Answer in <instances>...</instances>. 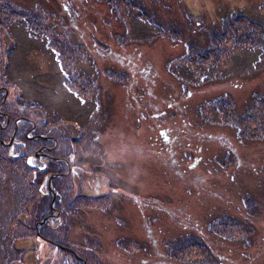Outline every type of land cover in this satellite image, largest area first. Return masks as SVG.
Segmentation results:
<instances>
[{
  "label": "rangeland",
  "instance_id": "obj_1",
  "mask_svg": "<svg viewBox=\"0 0 264 264\" xmlns=\"http://www.w3.org/2000/svg\"><path fill=\"white\" fill-rule=\"evenodd\" d=\"M58 1L0 75V264H264V0Z\"/></svg>",
  "mask_w": 264,
  "mask_h": 264
},
{
  "label": "trees",
  "instance_id": "obj_2",
  "mask_svg": "<svg viewBox=\"0 0 264 264\" xmlns=\"http://www.w3.org/2000/svg\"><path fill=\"white\" fill-rule=\"evenodd\" d=\"M25 1L27 2V4H24ZM62 7L66 8L67 6L63 4L61 5L58 0H0V54H1L0 75L3 77V79L8 80L7 70H8L9 63H10L8 57H9L11 50L16 48L17 46V42L11 36L14 30L17 28L24 29L26 34H28L31 37V36H34L31 33V31L33 30L35 26L36 35L42 33V28L38 23H36L35 25L34 23H31V21L35 18V15H37V18L39 17L44 21L45 28H47L49 32L58 30V32L60 33V31H62L63 26L67 24V22L65 21L66 20L65 16L60 13V10ZM70 35H71V30L67 32V37H68L67 39L70 38L69 37ZM8 37L11 38V40H9ZM75 64H77V62H75ZM8 86H11V85L8 84ZM10 99L11 98L8 96L9 101ZM43 115H45V113H43ZM56 148L53 150L52 149L50 150L53 152L56 150ZM50 150H46V151L49 152ZM26 167L23 166V169L24 170L27 169ZM54 173H59V175L61 174L60 172H54ZM46 187L48 188V180H47ZM23 191H27V189L24 188ZM12 213H15L14 209L10 211L9 213L10 217ZM39 214H40V211H39ZM39 218H43V217H39ZM21 220H22V217L17 216V218H15L14 220L12 219L10 221H7V222L4 221L0 223V226H1L0 228V252L1 254L3 253L6 245L8 246L9 249H14L13 245H14L15 238H16V236L14 235L16 231L18 230L17 227L21 228V225H18L21 222ZM38 222H36V224ZM24 225L28 226L25 222H24ZM30 225L31 224L29 223V226ZM47 226L48 224H46V222L40 226L39 231L43 236H47L44 231V229L48 231ZM35 228H36V225L34 229ZM39 236L36 233L35 238L41 239V236L40 237ZM11 240H13L14 242ZM16 251L18 255L20 254V251H24V255L23 257L19 259L16 258L15 260L22 262L24 259H26V255H25L26 250L24 249L20 250V248H17ZM5 260L7 261L6 264H10L8 262L9 257L5 256ZM81 262L80 264H83V262L82 263Z\"/></svg>",
  "mask_w": 264,
  "mask_h": 264
},
{
  "label": "flooded vegetation",
  "instance_id": "obj_3",
  "mask_svg": "<svg viewBox=\"0 0 264 264\" xmlns=\"http://www.w3.org/2000/svg\"><path fill=\"white\" fill-rule=\"evenodd\" d=\"M52 181H54V180H52ZM48 185H49V184H48ZM51 185H52V184H51ZM49 187H50V186H49ZM40 224L42 225V224H44V222H43V223H40Z\"/></svg>",
  "mask_w": 264,
  "mask_h": 264
}]
</instances>
